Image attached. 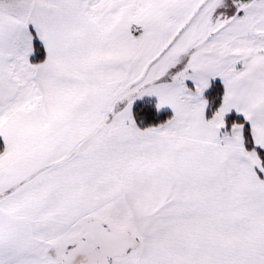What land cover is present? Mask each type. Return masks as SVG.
Returning <instances> with one entry per match:
<instances>
[{
    "label": "snow or ice",
    "instance_id": "snow-or-ice-1",
    "mask_svg": "<svg viewBox=\"0 0 264 264\" xmlns=\"http://www.w3.org/2000/svg\"><path fill=\"white\" fill-rule=\"evenodd\" d=\"M0 264H264V0H0Z\"/></svg>",
    "mask_w": 264,
    "mask_h": 264
}]
</instances>
